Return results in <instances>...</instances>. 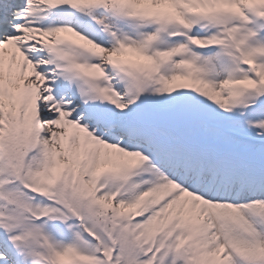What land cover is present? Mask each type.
<instances>
[{
    "label": "snow or ice",
    "instance_id": "1",
    "mask_svg": "<svg viewBox=\"0 0 264 264\" xmlns=\"http://www.w3.org/2000/svg\"><path fill=\"white\" fill-rule=\"evenodd\" d=\"M0 264H264V0H0Z\"/></svg>",
    "mask_w": 264,
    "mask_h": 264
}]
</instances>
